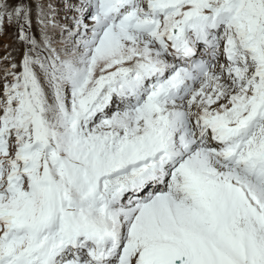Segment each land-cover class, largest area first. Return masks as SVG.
I'll list each match as a JSON object with an SVG mask.
<instances>
[{"label":"snow or ice","instance_id":"snow-or-ice-1","mask_svg":"<svg viewBox=\"0 0 264 264\" xmlns=\"http://www.w3.org/2000/svg\"><path fill=\"white\" fill-rule=\"evenodd\" d=\"M6 21L0 264H264V0H0Z\"/></svg>","mask_w":264,"mask_h":264},{"label":"rangeland","instance_id":"rangeland-1","mask_svg":"<svg viewBox=\"0 0 264 264\" xmlns=\"http://www.w3.org/2000/svg\"><path fill=\"white\" fill-rule=\"evenodd\" d=\"M6 40L10 41L9 45H6ZM22 47L16 38L15 26L8 24L6 21L4 32L0 34V57H4L10 51L15 52L17 55L16 50H22ZM17 59H19V56H17Z\"/></svg>","mask_w":264,"mask_h":264},{"label":"bare ground","instance_id":"bare-ground-1","mask_svg":"<svg viewBox=\"0 0 264 264\" xmlns=\"http://www.w3.org/2000/svg\"><path fill=\"white\" fill-rule=\"evenodd\" d=\"M9 43H10V41L9 40L8 41L6 40V45H9ZM12 54L13 55H16L15 52H12Z\"/></svg>","mask_w":264,"mask_h":264}]
</instances>
